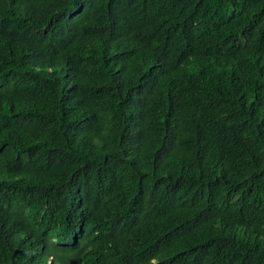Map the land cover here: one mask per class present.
Here are the masks:
<instances>
[{
    "label": "trees",
    "instance_id": "16d2710c",
    "mask_svg": "<svg viewBox=\"0 0 264 264\" xmlns=\"http://www.w3.org/2000/svg\"><path fill=\"white\" fill-rule=\"evenodd\" d=\"M0 264H264V0H0Z\"/></svg>",
    "mask_w": 264,
    "mask_h": 264
}]
</instances>
